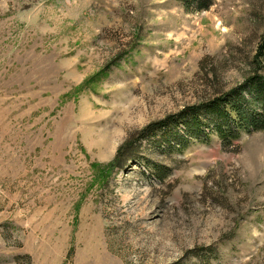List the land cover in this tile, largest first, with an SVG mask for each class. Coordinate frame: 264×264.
<instances>
[{
  "label": "rangeland",
  "instance_id": "374dc122",
  "mask_svg": "<svg viewBox=\"0 0 264 264\" xmlns=\"http://www.w3.org/2000/svg\"><path fill=\"white\" fill-rule=\"evenodd\" d=\"M262 47L264 0H0V264H264V131L182 119Z\"/></svg>",
  "mask_w": 264,
  "mask_h": 264
},
{
  "label": "trees",
  "instance_id": "16d2710c",
  "mask_svg": "<svg viewBox=\"0 0 264 264\" xmlns=\"http://www.w3.org/2000/svg\"><path fill=\"white\" fill-rule=\"evenodd\" d=\"M263 57L264 47L258 51L260 61ZM251 105H256V109L251 108ZM183 116L182 119L188 134H192L198 139L202 136L208 138L209 134L204 132L202 128L204 124H207L208 128L214 127L216 129L218 135L224 141V145L228 146L232 144L233 140L238 139L241 131L245 129L264 131V79L254 77L247 86L245 85L241 89L214 98L208 104L200 108H193L188 113H184ZM234 119H236V122ZM175 123L176 120H173L163 122L159 128L156 125L150 126L143 135L160 128L159 131H163V129L171 127ZM144 139L151 138L148 136ZM119 158H121V155ZM122 158L124 157L122 156ZM133 159L134 156H130L124 160L119 168L124 169L127 162Z\"/></svg>",
  "mask_w": 264,
  "mask_h": 264
}]
</instances>
